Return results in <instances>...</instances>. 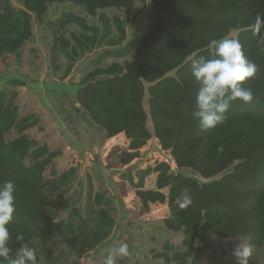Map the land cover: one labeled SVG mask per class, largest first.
Masks as SVG:
<instances>
[{"label": "trees", "instance_id": "1", "mask_svg": "<svg viewBox=\"0 0 264 264\" xmlns=\"http://www.w3.org/2000/svg\"><path fill=\"white\" fill-rule=\"evenodd\" d=\"M136 1L14 0L15 8L11 0H0V66L13 59L18 63L25 60L34 24L43 23L50 5H73L93 17L106 9L129 12ZM257 14L264 15L261 0H149L145 21L132 40L123 50L106 53L123 57L133 52L132 60L94 69L75 91L76 103L96 127L110 139L127 142L122 165L136 159L137 151L153 138L176 170H190L203 180H212L200 183L158 160L150 169L153 187L144 183L148 171L134 184L135 212L183 235L185 250L175 251L165 243L164 250L153 257L158 264H200L215 240L248 239L252 247L264 246V49L251 28ZM113 20L120 40L106 43L111 46L125 37L119 18ZM99 21L101 33L73 13H63L47 24L53 37V70H57L53 65L57 46L74 61L77 50L83 54L107 40L108 18L101 14ZM71 25L82 32L81 39L72 36L75 45L60 36ZM230 34L239 39L245 55L256 65L255 76L243 82L252 90L253 100L233 102L227 120L204 131L191 116L197 85L191 76L190 58L207 56L210 39ZM144 84L149 85L148 112ZM16 98L15 92H0V184L13 181L16 189L15 212L8 225L9 247L14 254L22 244L45 241L54 231H63L62 239L72 252H90L110 236L114 220L109 209L95 208L101 204L96 195L81 221H56L61 206L51 199L52 191L47 192L44 171L61 155L46 145L37 146L23 134L35 121L32 115L19 117ZM13 130L20 136L6 141V134ZM184 195L191 197L192 204L181 210L177 201ZM17 234L24 239L17 241Z\"/></svg>", "mask_w": 264, "mask_h": 264}, {"label": "rangeland", "instance_id": "2", "mask_svg": "<svg viewBox=\"0 0 264 264\" xmlns=\"http://www.w3.org/2000/svg\"><path fill=\"white\" fill-rule=\"evenodd\" d=\"M11 2L18 8L14 0ZM148 4L149 0H137L129 12L106 9L97 11L93 17L87 16L82 8L73 5H50L43 23L40 26L34 24L33 36L26 47L25 60L18 63L13 59L8 65L0 66V92L8 95L15 92L19 117L32 115L35 121L23 134L37 146L46 145L50 151L60 152L61 156L44 171L48 182L47 192L51 190V199L61 206L56 221H81L87 215L88 204L96 195L101 197V204L95 208L109 209L114 220L108 239L84 254L72 252L66 246L62 239L63 231H54L45 241L29 242L28 246L36 250L39 264H103L104 257L121 243L128 244L130 255L118 258V264H158L153 257L164 250L165 243L173 246L175 251L185 250L182 233L169 232L158 220L146 215L139 216L135 212L137 204L132 200L134 184L148 171L144 176V183L147 188H152L153 173L150 169L154 161L158 160L168 163L173 171L197 179L200 183L212 180H203L190 170H176L171 159L160 150L153 138L137 151L136 159L122 165L121 162L128 153L127 142L119 138H108L75 101V91L94 69L106 68L114 63L121 66L132 60L133 52L123 57L106 56V53H115L126 47L137 28L144 23ZM63 13L84 17L88 25L98 29L99 33L102 31L99 16L104 14L109 21L110 35L95 50L83 54L77 50L78 57L74 61L57 46L53 64L57 66V70H53V37L47 24ZM114 17L119 18L125 37L118 45L111 46L106 43L120 40ZM81 33L78 27L71 25L60 32V36L75 45L72 36L81 39ZM86 35L92 36V33L87 32ZM70 51L71 49L67 50L69 55ZM70 65L72 68L64 78L63 75ZM144 87V107L148 112L149 85L144 84ZM147 126L150 127L149 117ZM18 136L20 134L13 130L5 138L6 141H12ZM220 177L221 175L213 180ZM76 239L80 237L76 235ZM238 241L250 245L248 239L215 240L200 264H237L233 250ZM248 264H264V246L252 247Z\"/></svg>", "mask_w": 264, "mask_h": 264}, {"label": "clouds", "instance_id": "3", "mask_svg": "<svg viewBox=\"0 0 264 264\" xmlns=\"http://www.w3.org/2000/svg\"><path fill=\"white\" fill-rule=\"evenodd\" d=\"M264 2V0H261ZM251 28L258 36L257 44L264 49V15L257 14ZM208 55L192 57L191 76L197 85L195 110L191 113L199 122L201 130L216 128L227 120L231 104L237 100L247 104L253 100V92L244 87L243 82L255 76V63L247 58L239 39L230 35L219 39H210L207 44ZM15 184L5 181L0 184V264H39L36 250L22 244L13 250L9 247L11 239L8 225L12 222L15 212ZM192 204V199L184 195L178 199L181 210ZM24 239L22 234L16 235L17 241ZM130 255L127 243H121L103 259V264H118V258ZM233 255L237 264H248L252 255L249 244L238 241Z\"/></svg>", "mask_w": 264, "mask_h": 264}, {"label": "water", "instance_id": "4", "mask_svg": "<svg viewBox=\"0 0 264 264\" xmlns=\"http://www.w3.org/2000/svg\"><path fill=\"white\" fill-rule=\"evenodd\" d=\"M77 172H79V165H77Z\"/></svg>", "mask_w": 264, "mask_h": 264}]
</instances>
